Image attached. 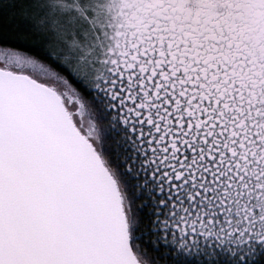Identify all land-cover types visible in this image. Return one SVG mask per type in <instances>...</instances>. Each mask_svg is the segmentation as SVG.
I'll return each mask as SVG.
<instances>
[{"label": "snow or ice", "instance_id": "obj_1", "mask_svg": "<svg viewBox=\"0 0 264 264\" xmlns=\"http://www.w3.org/2000/svg\"><path fill=\"white\" fill-rule=\"evenodd\" d=\"M0 264H264V0H0Z\"/></svg>", "mask_w": 264, "mask_h": 264}]
</instances>
